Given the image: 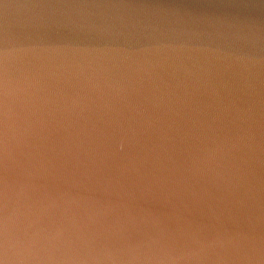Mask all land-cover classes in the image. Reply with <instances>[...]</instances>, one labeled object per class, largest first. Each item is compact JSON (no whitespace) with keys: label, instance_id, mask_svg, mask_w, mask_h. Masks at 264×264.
I'll use <instances>...</instances> for the list:
<instances>
[{"label":"water","instance_id":"obj_1","mask_svg":"<svg viewBox=\"0 0 264 264\" xmlns=\"http://www.w3.org/2000/svg\"><path fill=\"white\" fill-rule=\"evenodd\" d=\"M0 264H264V0H0Z\"/></svg>","mask_w":264,"mask_h":264}]
</instances>
